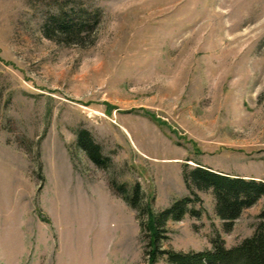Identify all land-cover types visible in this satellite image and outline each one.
Masks as SVG:
<instances>
[{
    "label": "rangeland",
    "instance_id": "374dc122",
    "mask_svg": "<svg viewBox=\"0 0 264 264\" xmlns=\"http://www.w3.org/2000/svg\"><path fill=\"white\" fill-rule=\"evenodd\" d=\"M60 7L100 22L59 36ZM196 163L264 181V0H0V264H141L145 205L184 197L198 216L167 221L163 250L238 245L264 198L225 232L211 190L183 183Z\"/></svg>",
    "mask_w": 264,
    "mask_h": 264
},
{
    "label": "trees",
    "instance_id": "16d2710c",
    "mask_svg": "<svg viewBox=\"0 0 264 264\" xmlns=\"http://www.w3.org/2000/svg\"><path fill=\"white\" fill-rule=\"evenodd\" d=\"M100 17V9L78 7L74 10H66L60 7L57 9L52 24L59 36L78 37L83 31H92L99 24ZM146 115L161 124L151 114L146 113ZM76 145L97 167L109 166L110 159L102 154L101 148L95 144L88 131L78 130L76 132ZM196 165L192 168L185 166L182 172L183 183L191 195H195V191L211 190L214 212L223 223L225 232L231 230L233 223L244 210L264 198V181L215 172L201 164L196 163ZM118 190L121 192L123 189L120 186ZM122 197L131 208L137 210L139 185H134L129 191H125ZM190 202L189 197L175 200L169 207L158 213H153L145 205L140 215L146 217L143 226L148 243L141 264H156L161 257H165L167 264H264V225L262 223L255 228L250 237L231 248H226L223 240L216 237L211 241V249L204 251L163 250L160 242L166 239L163 235V227L167 221H181L186 214L198 216V213L188 209ZM260 216L264 217V210Z\"/></svg>",
    "mask_w": 264,
    "mask_h": 264
},
{
    "label": "crops",
    "instance_id": "0c3cea01",
    "mask_svg": "<svg viewBox=\"0 0 264 264\" xmlns=\"http://www.w3.org/2000/svg\"><path fill=\"white\" fill-rule=\"evenodd\" d=\"M209 168V167H208ZM211 169V168H210ZM213 170V169H212ZM215 172H221V173H225V174H230V175H235V176H241V177H247V176H244L242 174H237V173H229V172H225V171H216V170H213Z\"/></svg>",
    "mask_w": 264,
    "mask_h": 264
}]
</instances>
